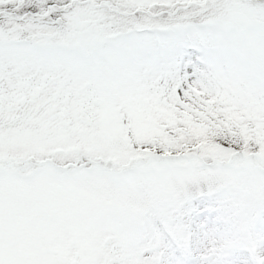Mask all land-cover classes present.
<instances>
[{"label":"snow or ice","instance_id":"6c2138e0","mask_svg":"<svg viewBox=\"0 0 264 264\" xmlns=\"http://www.w3.org/2000/svg\"><path fill=\"white\" fill-rule=\"evenodd\" d=\"M0 264H264V0H0Z\"/></svg>","mask_w":264,"mask_h":264}]
</instances>
